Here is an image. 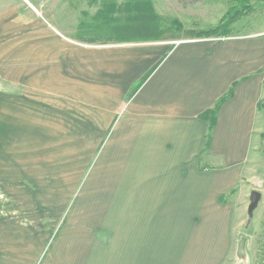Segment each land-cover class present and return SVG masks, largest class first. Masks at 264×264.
Instances as JSON below:
<instances>
[{"label": "crops", "instance_id": "0c3cea01", "mask_svg": "<svg viewBox=\"0 0 264 264\" xmlns=\"http://www.w3.org/2000/svg\"><path fill=\"white\" fill-rule=\"evenodd\" d=\"M4 2L0 0V45L35 43L34 23L24 24L21 38V5ZM220 3H205L204 13L193 16L211 17L223 9ZM69 4L47 0L43 9L56 21L59 5L61 21H68ZM54 26L50 22L43 36L48 42ZM60 26L67 41L60 49L62 77L59 86L48 90L58 100L45 87L43 102L130 104L108 139L113 194L99 199L97 212L79 217L82 234L91 240L55 243L42 264H228L237 253V203L250 198L264 174L256 168L264 150V28H235L232 34L209 37L128 39L94 48L86 91L82 47ZM234 82V95L219 110L205 149L209 122L199 115ZM28 83L10 95L0 87V117L4 102H39ZM239 186L244 188L234 196Z\"/></svg>", "mask_w": 264, "mask_h": 264}, {"label": "rangeland", "instance_id": "374dc122", "mask_svg": "<svg viewBox=\"0 0 264 264\" xmlns=\"http://www.w3.org/2000/svg\"><path fill=\"white\" fill-rule=\"evenodd\" d=\"M7 1L22 7L21 38L26 35L25 25L34 23L36 42L1 43L0 87L10 95L16 88L26 89L30 80L39 102H4L0 117V258L5 260L3 264H27L33 260L42 264L55 243L76 242L77 237L91 240V235L82 234L79 217L97 212L102 206L99 199L113 194L110 184L115 177L108 165V139L130 104L43 102L45 87L46 91L53 90L61 82L60 49L67 41L60 25L82 47L79 49L83 50L84 86L89 91V56L94 48L106 49L113 45L109 43H120L125 34L148 41L172 36L187 38L188 30L194 27L216 25L219 15L237 0H70L68 21H61L59 5L56 21L46 17L43 8L47 0ZM220 2L223 9L212 11L211 17L193 16L204 13L205 3L219 6ZM251 4L252 14L233 25L234 32L235 28H264V0H251ZM179 19L183 22L180 28L174 22ZM50 22L55 24L51 28L52 42L43 37ZM130 24L135 27L127 32L125 26ZM17 69L19 73L15 72ZM47 95L58 100L49 91ZM248 164L245 161V166ZM256 168L264 173V150ZM259 178L253 189L259 190L262 198L253 215L248 214L250 198L237 203L236 246L242 236L247 237L246 252L236 253L228 264H264V174ZM243 188L237 187L234 196Z\"/></svg>", "mask_w": 264, "mask_h": 264}, {"label": "trees", "instance_id": "16d2710c", "mask_svg": "<svg viewBox=\"0 0 264 264\" xmlns=\"http://www.w3.org/2000/svg\"><path fill=\"white\" fill-rule=\"evenodd\" d=\"M250 1L251 0H237V4L230 7L226 15L220 20L217 26L208 29H195V28L190 29L188 30L187 34L189 36H194V37H209L214 35L221 36V35H229L234 33V29L231 28L233 24L242 17L247 16L252 12L253 7ZM145 17L149 18L150 16L147 15ZM152 17L155 18L156 15L153 14ZM149 20H151V18H149ZM174 22L177 23L178 25L177 27L180 28L182 23L178 20H175ZM134 27H135L134 25L130 24L129 26H125L126 28L125 30L129 32L132 31ZM129 35L130 34H125L122 40L135 39V38H130ZM150 38L155 39V36H151ZM237 84L238 82H234L231 89L225 95L220 97L213 107L204 110L199 115L202 119H205L209 122V131L206 135L205 149L210 147L212 140V131L217 124V115L219 113V110L227 100L233 97L234 89Z\"/></svg>", "mask_w": 264, "mask_h": 264}, {"label": "water", "instance_id": "95a60500", "mask_svg": "<svg viewBox=\"0 0 264 264\" xmlns=\"http://www.w3.org/2000/svg\"><path fill=\"white\" fill-rule=\"evenodd\" d=\"M262 198V193L255 189L252 190L251 194H250V204L248 206V214L249 215H253L254 211L256 210V208L258 207L260 201ZM246 242H247V237L242 236L238 242V247H237V253L240 255L245 254L246 252ZM239 255V257H241Z\"/></svg>", "mask_w": 264, "mask_h": 264}]
</instances>
